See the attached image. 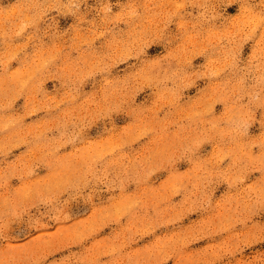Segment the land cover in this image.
<instances>
[{
  "label": "rangeland",
  "instance_id": "rangeland-1",
  "mask_svg": "<svg viewBox=\"0 0 264 264\" xmlns=\"http://www.w3.org/2000/svg\"><path fill=\"white\" fill-rule=\"evenodd\" d=\"M0 264H264V0H0Z\"/></svg>",
  "mask_w": 264,
  "mask_h": 264
}]
</instances>
